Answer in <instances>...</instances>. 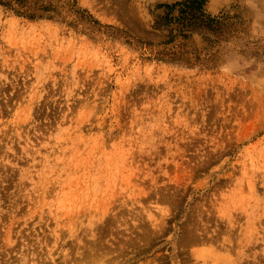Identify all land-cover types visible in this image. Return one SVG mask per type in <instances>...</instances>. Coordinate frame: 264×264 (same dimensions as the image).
I'll use <instances>...</instances> for the list:
<instances>
[{
	"label": "rangeland",
	"instance_id": "obj_1",
	"mask_svg": "<svg viewBox=\"0 0 264 264\" xmlns=\"http://www.w3.org/2000/svg\"><path fill=\"white\" fill-rule=\"evenodd\" d=\"M61 1L100 30L0 5V264H264V0L210 69L154 59L178 0Z\"/></svg>",
	"mask_w": 264,
	"mask_h": 264
},
{
	"label": "trees",
	"instance_id": "obj_2",
	"mask_svg": "<svg viewBox=\"0 0 264 264\" xmlns=\"http://www.w3.org/2000/svg\"><path fill=\"white\" fill-rule=\"evenodd\" d=\"M75 4L74 1L66 3L61 0H0L1 6L30 20L67 21L75 27L82 23L84 30L99 31L102 25ZM205 4L206 0H178L156 6L163 13L155 16L152 28L165 32L166 39L155 45L158 48L153 51L155 60L186 67L210 69L218 66L224 45L231 37L239 34L243 21L239 14H211L206 10ZM71 15L74 18L68 21L67 17ZM194 32L201 38L203 46L200 49L192 41ZM126 42L131 44L132 41L126 39ZM137 42L143 44L141 41ZM144 44L153 46L148 42Z\"/></svg>",
	"mask_w": 264,
	"mask_h": 264
},
{
	"label": "clouds",
	"instance_id": "obj_3",
	"mask_svg": "<svg viewBox=\"0 0 264 264\" xmlns=\"http://www.w3.org/2000/svg\"><path fill=\"white\" fill-rule=\"evenodd\" d=\"M234 59H235V61L238 64H240L241 67L247 66V63H248L247 60L244 57L240 56L238 52L234 54ZM222 67L230 70V67L229 66H223L222 65Z\"/></svg>",
	"mask_w": 264,
	"mask_h": 264
}]
</instances>
